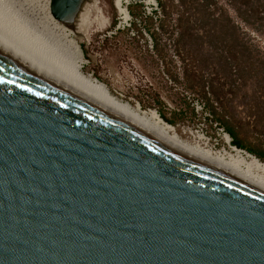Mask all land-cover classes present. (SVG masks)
Returning <instances> with one entry per match:
<instances>
[{
    "label": "water",
    "instance_id": "95a60500",
    "mask_svg": "<svg viewBox=\"0 0 264 264\" xmlns=\"http://www.w3.org/2000/svg\"><path fill=\"white\" fill-rule=\"evenodd\" d=\"M84 1L50 12L73 29ZM0 264H264V194L0 38Z\"/></svg>",
    "mask_w": 264,
    "mask_h": 264
},
{
    "label": "rangeland",
    "instance_id": "374dc122",
    "mask_svg": "<svg viewBox=\"0 0 264 264\" xmlns=\"http://www.w3.org/2000/svg\"><path fill=\"white\" fill-rule=\"evenodd\" d=\"M124 1L123 11L117 0L84 1L80 12L89 10L88 27L74 37L83 53L85 75L105 84L118 100L155 111L182 140L201 137L220 149L228 136L232 144L225 120L241 149L264 161V8H248L246 0H197L208 3L209 15L222 12L224 22L234 24L228 34L212 39L208 28L202 32L198 23L195 35L161 33L156 45L147 29L159 24L158 0ZM20 2L38 10L44 4ZM11 16L34 32L25 15ZM228 40L235 49H227ZM220 62H229L224 71ZM203 83L206 94L195 87ZM210 105L217 112L215 118Z\"/></svg>",
    "mask_w": 264,
    "mask_h": 264
},
{
    "label": "bare ground",
    "instance_id": "6f19581e",
    "mask_svg": "<svg viewBox=\"0 0 264 264\" xmlns=\"http://www.w3.org/2000/svg\"><path fill=\"white\" fill-rule=\"evenodd\" d=\"M20 1L0 0V38L43 65L72 88L107 105L148 139L264 194V161L248 153L249 151L232 146L228 136L225 137V145L220 149H216V146L210 145V142L201 137H197L196 141L182 140L155 111H142L118 100L105 84L85 75L83 53L74 35L86 33L89 10L79 12L74 28L71 29L53 18L50 0H44L40 10L34 6L31 8V5L26 6L25 3L21 4ZM123 1L117 0L122 11ZM92 6L95 8L96 3ZM15 11L26 16L31 30L35 33L28 31L26 26L11 16Z\"/></svg>",
    "mask_w": 264,
    "mask_h": 264
},
{
    "label": "trees",
    "instance_id": "16d2710c",
    "mask_svg": "<svg viewBox=\"0 0 264 264\" xmlns=\"http://www.w3.org/2000/svg\"><path fill=\"white\" fill-rule=\"evenodd\" d=\"M158 5L160 6V17H159V24L156 26V28L153 27L152 31L151 28H148L147 30L151 32L152 36H154V40L156 42V45H158L157 35H160L161 33H176L179 36L185 35V33H190V36L195 35L194 34V25L200 23L202 32L208 28V31H206V34H210V36L213 38L220 39L221 37L228 34V29L231 28L233 25H228L224 22L222 12L216 16V13H212L209 15V6L208 3H205L204 1H197V0H171L169 2L158 0ZM246 5L248 8H258L263 7L264 8V0H246ZM146 18H149V15H147ZM212 21V23H210ZM208 23V24H207ZM135 21H131V25H135ZM174 25V28L172 27ZM171 26V29H170ZM193 26V28H191ZM204 34H200L198 36H203ZM227 49L233 50L234 44L228 40ZM236 45V44H235ZM236 50L235 53L236 54ZM225 63H219L220 70L224 71L225 69ZM220 70H217L218 73H220ZM200 87L202 91L207 93L205 91V84L202 85L196 84L195 87ZM208 110L215 118L217 115V112L215 111L214 107L212 105L208 106ZM218 120V118H216ZM224 120V119H223ZM224 126L226 127V130L232 135V144L238 148H243V145L237 138V135L233 132V130L229 127L227 122L224 120Z\"/></svg>",
    "mask_w": 264,
    "mask_h": 264
},
{
    "label": "built area",
    "instance_id": "2783aa9c",
    "mask_svg": "<svg viewBox=\"0 0 264 264\" xmlns=\"http://www.w3.org/2000/svg\"><path fill=\"white\" fill-rule=\"evenodd\" d=\"M124 2H126V4H128V3H129V1H127V0H125ZM122 5H123V2H122Z\"/></svg>",
    "mask_w": 264,
    "mask_h": 264
}]
</instances>
